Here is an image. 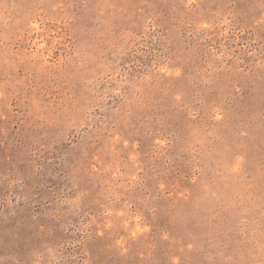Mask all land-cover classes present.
Listing matches in <instances>:
<instances>
[{
    "label": "rangeland",
    "instance_id": "374dc122",
    "mask_svg": "<svg viewBox=\"0 0 264 264\" xmlns=\"http://www.w3.org/2000/svg\"><path fill=\"white\" fill-rule=\"evenodd\" d=\"M0 264H264V0H0Z\"/></svg>",
    "mask_w": 264,
    "mask_h": 264
}]
</instances>
